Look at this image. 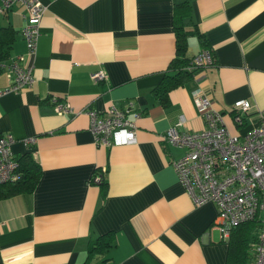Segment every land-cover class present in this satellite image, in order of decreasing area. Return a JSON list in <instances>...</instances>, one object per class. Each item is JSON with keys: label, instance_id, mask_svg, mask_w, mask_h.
<instances>
[{"label": "crops", "instance_id": "0c3cea01", "mask_svg": "<svg viewBox=\"0 0 264 264\" xmlns=\"http://www.w3.org/2000/svg\"><path fill=\"white\" fill-rule=\"evenodd\" d=\"M40 2L34 53L26 57L32 83L0 94V133L13 137L14 158L27 150L39 166L31 191L0 199V264H80L88 241L104 233L112 234L111 244L89 264H229L228 234L214 224V204L192 202L171 166L183 148L162 134L179 116L183 129L202 127L193 87L230 132L256 124V108L264 107V0ZM180 2L189 9L183 27L202 39L188 34L185 55L209 50L213 62L161 100L152 88L174 54L172 15ZM24 14L18 3L0 13V26L15 32L9 57L25 53ZM98 69L102 78L91 79ZM7 84L0 71V88ZM50 95L79 111L56 112ZM239 98L252 106L234 125L229 110ZM110 104L129 106L133 142L92 143L83 109ZM28 136L34 142L25 147ZM101 166L102 182L89 183Z\"/></svg>", "mask_w": 264, "mask_h": 264}, {"label": "built area", "instance_id": "2783aa9c", "mask_svg": "<svg viewBox=\"0 0 264 264\" xmlns=\"http://www.w3.org/2000/svg\"><path fill=\"white\" fill-rule=\"evenodd\" d=\"M13 3L22 5L25 11L24 24L20 27L25 53L0 60V71L8 80V84L0 88V94L32 83L31 64L26 57L34 53L39 18L44 8L40 0H0V13L8 10ZM212 62L211 52L203 49L192 55L183 67L193 71ZM89 76L99 80L103 72L98 69ZM191 96L202 118V127L183 129L180 127L183 117L179 116L162 134L165 142L183 148L181 155L171 161L175 177L194 204L206 201L214 204V224L223 235L228 234L224 224L233 226L257 217L258 228L253 247L243 264H264V107L256 108V124L239 135L228 130L222 113L211 106L199 87L192 88ZM47 100L56 112L73 114L79 111L53 95L48 96ZM129 106L120 109L110 104L102 111L89 107L83 109L93 144L108 146L135 140L134 122L124 117ZM251 106L247 98L234 100L229 110L231 122L240 125ZM138 114L135 111L134 117ZM12 141L10 133H0V181L14 180L18 176L17 162L9 148ZM21 141L25 147H29L34 137H24ZM104 170V166H101L93 172L89 183L100 184Z\"/></svg>", "mask_w": 264, "mask_h": 264}, {"label": "trees", "instance_id": "16d2710c", "mask_svg": "<svg viewBox=\"0 0 264 264\" xmlns=\"http://www.w3.org/2000/svg\"><path fill=\"white\" fill-rule=\"evenodd\" d=\"M184 2L177 3L172 15V32L174 36V54L164 70L161 80L152 88L154 94L163 100L167 90L183 83L192 73L184 69L183 65L190 57L185 55L186 37L192 32L201 41L200 34L194 30L183 27L182 19L189 15V9L184 7ZM14 30L9 26H0V60H5L10 55V47L14 40ZM212 56V54H211ZM17 162V178L10 181H0V199L19 192H29L35 185L39 175V166L30 151H24L15 157ZM227 236V262L229 264H243L250 256V251L255 240L254 231L258 228V218L240 222L230 227ZM111 233H104L87 243L86 255L80 264H89L90 257L106 249L112 241Z\"/></svg>", "mask_w": 264, "mask_h": 264}]
</instances>
